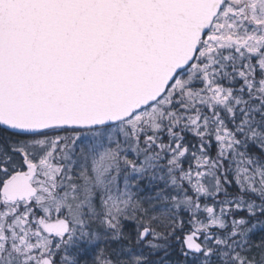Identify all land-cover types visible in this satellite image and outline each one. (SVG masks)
Segmentation results:
<instances>
[{
    "label": "snow or ice",
    "instance_id": "6c2138e0",
    "mask_svg": "<svg viewBox=\"0 0 264 264\" xmlns=\"http://www.w3.org/2000/svg\"><path fill=\"white\" fill-rule=\"evenodd\" d=\"M0 264H264V0H0Z\"/></svg>",
    "mask_w": 264,
    "mask_h": 264
}]
</instances>
